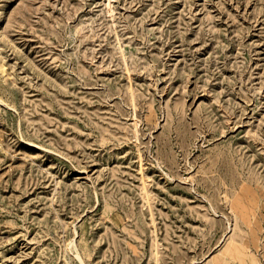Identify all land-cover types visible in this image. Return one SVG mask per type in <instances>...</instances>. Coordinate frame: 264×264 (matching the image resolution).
Instances as JSON below:
<instances>
[{
    "label": "rangeland",
    "instance_id": "374dc122",
    "mask_svg": "<svg viewBox=\"0 0 264 264\" xmlns=\"http://www.w3.org/2000/svg\"><path fill=\"white\" fill-rule=\"evenodd\" d=\"M0 264H264V0H0Z\"/></svg>",
    "mask_w": 264,
    "mask_h": 264
},
{
    "label": "bare ground",
    "instance_id": "6f19581e",
    "mask_svg": "<svg viewBox=\"0 0 264 264\" xmlns=\"http://www.w3.org/2000/svg\"><path fill=\"white\" fill-rule=\"evenodd\" d=\"M245 214V213H244ZM79 257H80V255H79ZM226 258V257H225Z\"/></svg>",
    "mask_w": 264,
    "mask_h": 264
}]
</instances>
